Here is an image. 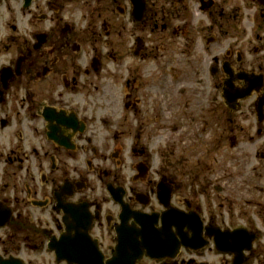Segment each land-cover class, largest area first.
I'll return each instance as SVG.
<instances>
[{"label": "flooded vegetation", "instance_id": "obj_1", "mask_svg": "<svg viewBox=\"0 0 264 264\" xmlns=\"http://www.w3.org/2000/svg\"><path fill=\"white\" fill-rule=\"evenodd\" d=\"M15 1L21 17L37 0ZM94 1L101 15L103 6L105 14L113 7L129 25L103 23L87 68L65 52L52 57L56 48L79 46L64 37L55 43L49 30L35 32L30 48L18 45L14 59L0 64V108L14 86L25 91L24 102L0 110V128L18 130L13 148L0 151V223L7 220L0 261L33 264L21 254L48 251L47 243L80 216L107 260L124 206V218L134 213L156 219L155 228L162 218L169 224L165 257L136 264H264V0H156L155 10L154 0ZM196 4L206 21L200 27ZM38 17L48 21L46 13ZM60 32L72 31L66 24ZM125 43L128 57L120 56ZM45 45L46 66L39 67ZM191 48L197 58L186 56ZM67 60L70 69L59 64ZM91 72L100 85L90 112L85 103L59 107L75 125L57 131L41 120L55 107L51 99L21 83L57 75L61 85L47 94L56 91L58 101L68 91L71 104L74 94L89 95L75 89ZM26 121L42 139L38 146L22 133ZM183 223L189 227L181 230ZM236 229L244 231L230 240ZM194 238L193 249L182 246Z\"/></svg>", "mask_w": 264, "mask_h": 264}, {"label": "rangeland", "instance_id": "obj_2", "mask_svg": "<svg viewBox=\"0 0 264 264\" xmlns=\"http://www.w3.org/2000/svg\"><path fill=\"white\" fill-rule=\"evenodd\" d=\"M193 1V0H192ZM198 1V0H197ZM196 1V2H197ZM47 2L49 5L50 11L46 10L43 6V3ZM150 2V1H149ZM152 2V1H151ZM0 64H7L8 62H11L15 57V49L17 50L18 45H22L23 47H31L33 44L32 36L35 32H39L41 30H49L48 36H52V40L55 43H58L59 40H61L62 37L65 38L66 43L69 45L72 44V42H76V45L79 46V50L77 52L73 51L70 47H65V49H57L53 53L52 57L54 58H60L63 56L64 52L67 53V58H71L74 60V62L80 66L81 68H87L90 58H92L93 50L95 48H99L98 44H96V40L93 39L94 34L97 36V34L101 31L100 28L104 24L108 25L109 23L118 24L122 27H125L128 30V19L127 15L120 16L118 13L115 15L114 13H111L110 11L113 10V7L108 8L106 14L103 12L104 8L106 6H103L101 8L102 15L100 14V7L96 6V2L94 0H37L36 3L33 5V9L28 11H22L21 17H16V10L19 7L20 9V2L15 0H3L0 1ZM161 4V1L159 3H156V0H154V3L151 4L152 9H158ZM103 5V3H102ZM101 5V6H102ZM121 7H124L122 4H120ZM194 8V6L192 5ZM197 4L195 6V22L198 23V27L203 26L206 24V21L204 20V17L201 16V14L197 13ZM46 13L47 15V22H43L39 20L40 14ZM107 15V17H106ZM19 16V14H17ZM45 21V20H44ZM69 26V30L72 32H69L68 34H61V29L65 25ZM12 26H15L17 29V32H14V30L11 29ZM19 32V33H18ZM8 34L10 36L14 35L13 39H8ZM118 39V38H117ZM220 40V39H219ZM70 42V43H69ZM97 45V46H96ZM6 46V48H4ZM48 45L43 46L38 52L37 55L42 58V61L38 62V66H46L47 61V54H45V51H47ZM197 51L196 48L189 49V53L186 51V56H194V51ZM205 53V52H204ZM42 54H45L46 56H43ZM128 43H125V47H123V50L120 54L122 57H128ZM196 55V54H195ZM196 56L195 58H197ZM70 59V60H71ZM70 61H60L59 64L61 66H66L67 69L71 68L72 65L68 64ZM134 63H137V60H134ZM57 69V68H56ZM55 69V71H56ZM81 84L78 89H75L79 91L82 94L81 90L90 89L89 95L82 97V95L74 94L73 95V103H67V97H69V92H67L68 95L63 97V99H59L58 101L56 96V91H53L49 94H47V90L50 92V90L55 87L56 89L59 88V85H61V79L57 75H52L48 77H41L38 80L35 78H32L31 76H26L21 80V83L24 84V89H30L32 92H37L38 95H44L45 97L51 100H49V104H53L56 107H65V108H72L75 109L78 105H84L86 109L90 112L92 105H93V98H94V88L98 85H100V81L97 78H94L93 73L91 72V76L89 77L88 81L83 80V76L81 77ZM102 84V83H101ZM103 85V84H102ZM22 87V89H21ZM54 88V89H55ZM53 89V90H54ZM25 91L23 90V86L16 85L14 86L9 93L5 95V101L4 104H2L0 110H6L9 107L12 106L13 102L15 100L20 99L23 101ZM51 94V97H50ZM42 96V97H44ZM44 97V98H45ZM38 98V97H37ZM59 98V97H58ZM39 99V98H38ZM36 101V97H35ZM69 101V100H68ZM24 102V101H23ZM37 102V101H36ZM83 102V104H82ZM22 114V113H21ZM25 121V120H24ZM41 122L36 123V128L38 130H42L41 128ZM29 122L26 121L24 123L23 127L24 130L22 133L25 137H27L30 144L38 146L40 144L39 142L42 141L40 138L39 133L37 134V131L34 133H31L28 131ZM34 126V125H33ZM32 128V127H31ZM18 131V130H17ZM17 131H15V128H7L6 130H3L0 128V151L3 153H7L10 148H13V144L15 142V136L17 135ZM33 134V136H32ZM262 175H264V164L260 163V167ZM88 179L91 181V177ZM262 183L261 187L264 188V177L262 176ZM43 223H50L49 218L46 214H43L42 216ZM44 225V224H43ZM103 242H105L106 246L111 244V236H108L107 234H104ZM21 259L27 261L31 260L33 264H56L54 262L53 257L51 254L46 252H37L36 254L31 253L30 255L21 254Z\"/></svg>", "mask_w": 264, "mask_h": 264}, {"label": "water", "instance_id": "obj_3", "mask_svg": "<svg viewBox=\"0 0 264 264\" xmlns=\"http://www.w3.org/2000/svg\"><path fill=\"white\" fill-rule=\"evenodd\" d=\"M58 115H54L51 120L56 121L58 124L69 122L63 118V113ZM130 217L133 218L134 223L128 227L126 225L127 217H120L122 224L116 230V249L112 253V258L105 263L98 251L96 242L92 241L87 235L89 225L83 221L81 216L71 218L72 221L66 226L67 233L61 235L59 240L50 242L48 248L55 252L58 261L65 260L68 264H135L144 254L150 258L157 259L166 255L165 252L169 248L165 242L169 236V224L167 221L162 219V226L156 229L154 227L155 219L139 215ZM183 225L181 224L180 226L181 230L184 227ZM243 231L242 229H237L229 232V234H232L229 239H233L234 234H239ZM196 241L197 239L194 238L187 242L190 244ZM184 245H187L186 242ZM229 253H232L231 250H229ZM235 256L236 259L239 257L237 254ZM0 264L20 263L18 261H3Z\"/></svg>", "mask_w": 264, "mask_h": 264}]
</instances>
